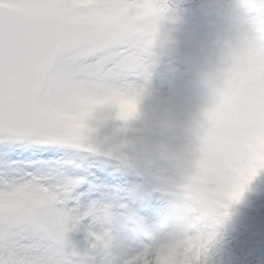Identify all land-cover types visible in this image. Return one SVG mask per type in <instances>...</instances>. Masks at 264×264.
I'll use <instances>...</instances> for the list:
<instances>
[{
	"label": "clouds",
	"instance_id": "obj_1",
	"mask_svg": "<svg viewBox=\"0 0 264 264\" xmlns=\"http://www.w3.org/2000/svg\"><path fill=\"white\" fill-rule=\"evenodd\" d=\"M205 6L216 19L193 54L195 105L172 97L149 103L153 93L135 82L62 114L96 146L110 126L104 135L110 149L130 166L144 165L166 198L163 216L141 218L151 244L125 264H219L232 206L264 170V0H205ZM164 18L155 20L148 65L165 38ZM128 215L138 213L130 207ZM98 221L100 243L132 251L117 214L106 209Z\"/></svg>",
	"mask_w": 264,
	"mask_h": 264
},
{
	"label": "snow or ice",
	"instance_id": "obj_2",
	"mask_svg": "<svg viewBox=\"0 0 264 264\" xmlns=\"http://www.w3.org/2000/svg\"><path fill=\"white\" fill-rule=\"evenodd\" d=\"M165 11L161 0H0V264H75L67 233L81 221L60 205L76 181L52 183L45 154L97 147L62 114L135 83Z\"/></svg>",
	"mask_w": 264,
	"mask_h": 264
},
{
	"label": "rangeland",
	"instance_id": "obj_3",
	"mask_svg": "<svg viewBox=\"0 0 264 264\" xmlns=\"http://www.w3.org/2000/svg\"><path fill=\"white\" fill-rule=\"evenodd\" d=\"M161 2L167 6L169 14L167 19L163 21L162 30L166 26L165 29L171 32V36L168 37V44L164 43V39L157 41L154 46V57L159 56L156 47L164 50L166 58L163 54L160 55V58L162 60L167 59V61L174 64L178 81L175 85L169 86L165 80V72L162 70L159 73H150L148 71L151 66L148 65L136 77V82L146 86L153 93L149 103H156L159 99L172 97L195 105L193 54L198 50L199 44L209 35L199 31L198 27H185V23L188 22L187 17H185L187 12L186 2L182 6L178 2H174V0H161ZM200 3L205 4V0H200ZM198 8L199 4L198 6L196 5L194 12L196 16L199 14ZM209 18H211L215 26V16L211 14ZM170 20H173L174 24L180 20V23H178V26L172 24L173 27H170ZM194 21H196L195 17ZM195 23H193V26ZM172 34H176L180 38H172ZM165 37H167V33H165ZM172 52L178 53L176 59L169 55ZM161 76L164 77L161 78ZM178 118L183 120L184 114H181ZM108 131H110V126L105 127L98 138H104L105 133ZM45 158V171L51 173L52 183H60L67 179L73 180L75 176L81 174L77 170L82 167L84 162L87 163V168L90 165L95 172L107 173L106 179H101L99 178L100 174H95L97 177L95 181L99 183V189H102L99 194L80 197V192H73L70 188L62 197L60 206L72 216L80 218L81 221L78 227L72 228L67 233L66 250L75 264H110V257L120 256L127 260L135 252L133 249L137 245L136 241L130 246L132 250L130 253L126 254L123 250L124 254H118V250H122L120 247L116 245L106 247L98 241L95 235L99 229L98 217L104 210L107 209L118 214V216H122L121 206L124 205V197H135V195H138L141 206L146 211H149L148 215H144L146 211L143 212L144 209L141 207L143 209L142 214L137 221L140 225H144L141 218L151 221L167 212L166 198L161 191L157 190L156 181L150 172L146 170L144 165L130 166L124 161L120 152L111 156L97 148H65L46 153ZM63 158H68L70 170L63 171V169L68 167L62 166ZM161 163L166 162L162 161ZM135 168H139L140 171L136 172ZM133 176L149 185L147 192H126L132 185L131 178ZM259 185L264 186V170L257 174L251 186ZM247 192H250V189ZM247 192L242 200L232 206L231 215L225 222V243L219 257V264H264V256L259 248L264 235V206L259 211H255L252 208L253 202L254 204H258V202L264 203V195L258 198L247 194ZM149 194H151V197H149ZM109 201H113V204H118L110 208ZM112 253H114L113 256H110Z\"/></svg>",
	"mask_w": 264,
	"mask_h": 264
},
{
	"label": "bare ground",
	"instance_id": "obj_4",
	"mask_svg": "<svg viewBox=\"0 0 264 264\" xmlns=\"http://www.w3.org/2000/svg\"><path fill=\"white\" fill-rule=\"evenodd\" d=\"M142 187H143V185H142ZM98 193H99V192H98ZM150 195H151V194H149V196H150ZM150 197H151V196H150ZM151 199L153 200V198H151ZM108 204H109L110 208L113 207V201H109ZM117 219H118V218H117ZM121 223H123V224H125V225L127 226L126 230H129V229H128V225L126 224L127 222H126L125 219L121 220ZM126 234H127V245H129V244L131 243L132 239L135 238L136 236H135L134 234L129 235L127 232H126ZM113 264H117V262H115V261L113 260Z\"/></svg>",
	"mask_w": 264,
	"mask_h": 264
}]
</instances>
